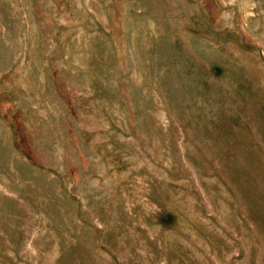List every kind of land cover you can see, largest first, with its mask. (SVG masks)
<instances>
[{"label": "rangeland", "instance_id": "obj_1", "mask_svg": "<svg viewBox=\"0 0 264 264\" xmlns=\"http://www.w3.org/2000/svg\"><path fill=\"white\" fill-rule=\"evenodd\" d=\"M0 264H264V0H0Z\"/></svg>", "mask_w": 264, "mask_h": 264}]
</instances>
